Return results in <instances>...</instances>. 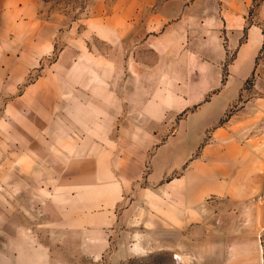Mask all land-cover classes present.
Here are the masks:
<instances>
[{
	"label": "rangeland",
	"instance_id": "374dc122",
	"mask_svg": "<svg viewBox=\"0 0 264 264\" xmlns=\"http://www.w3.org/2000/svg\"><path fill=\"white\" fill-rule=\"evenodd\" d=\"M40 2L35 22L0 16V250H48L52 264L76 261L77 250L85 264H190V250H208L209 264L238 254L264 264V176L238 206L219 194L195 203L188 184L211 181L193 173L207 161L201 149L169 177L152 175L157 146L185 114L224 96L185 94L184 82L218 72L246 77L224 121L235 118L241 142H258L264 170V0ZM155 14L173 27L161 34L177 43L169 51L147 45ZM252 26L260 46L250 67L239 51ZM142 66L180 88L134 85Z\"/></svg>",
	"mask_w": 264,
	"mask_h": 264
},
{
	"label": "crops",
	"instance_id": "0c3cea01",
	"mask_svg": "<svg viewBox=\"0 0 264 264\" xmlns=\"http://www.w3.org/2000/svg\"><path fill=\"white\" fill-rule=\"evenodd\" d=\"M41 8L40 0H0V16H15L17 17L15 21L23 20L22 23L24 24L37 21ZM149 26L153 30L148 31V33L153 34L154 38L148 39L146 42L154 53L163 48H167L166 51H169L170 47L177 45L176 42L161 36L162 33L170 32L173 27L160 14L151 17ZM248 31L250 34H248L247 41L239 51V58L243 61L247 60L251 67L254 64L252 58L260 46L252 43V37L255 33H259V29L252 26ZM134 56L132 54V59ZM152 62L163 61H160V57L155 54ZM149 70L150 76L148 73L145 75L143 66L140 67V70L135 73L140 75L139 80L132 78V81H135L133 82L134 85L140 88L151 87L155 89L149 91L150 93H160L159 89L161 88H180V80L172 74L167 77L164 76V69L161 72L159 66L150 67ZM245 80L246 77L242 76L238 78L230 76V79L227 80L221 72H218L213 77L205 76L203 73L197 74L184 82L182 87L185 88L183 91L185 94L208 95L215 94L216 89H223L224 96H215L212 101L204 102L194 111L187 112L189 109L187 106L180 112V114L184 111L187 113L185 112L184 118L178 125L177 135L169 137L157 146L155 161L153 162L155 169L152 175H161V179L169 177L181 167L182 160L184 162L192 158L196 150L201 149L202 157L207 161L203 163L201 170H196L193 173H196V176L202 180L205 175H209L211 181L199 180L197 183L188 184V190L196 192V195L194 194L195 203L200 202L208 195L219 194L239 204L238 206H243L247 198L254 196L255 192L261 190L264 170L258 163L255 164L260 152L258 142L255 140H250L248 144L241 142L237 138L236 126L231 125L236 123L235 118L231 117L224 121L233 104L231 98L227 96L240 91ZM170 93L175 94L178 91H170ZM223 94L218 93V95ZM222 122L224 123L222 124ZM141 202L143 201H134L131 206L141 207ZM157 203V207L162 208L157 210L155 216L164 223V204L161 206L159 201ZM181 208V204H175L174 201L172 205V228L174 230H180L182 227ZM158 211H160L161 216ZM194 222L195 220L192 219L189 225L191 226ZM48 254V250H37L33 247L29 250H20V247L16 246L14 250H0V264H52ZM75 254L77 260L69 261L70 263L67 264H85V250H82L81 253L77 250ZM209 254L208 250H190L188 252L189 257L192 256L193 258L194 256L195 258V262L190 264H209ZM179 258L180 263H184L183 259ZM197 259L204 262L198 263ZM244 262V259L238 254L234 261L228 264H245ZM90 264L96 263L93 260Z\"/></svg>",
	"mask_w": 264,
	"mask_h": 264
}]
</instances>
